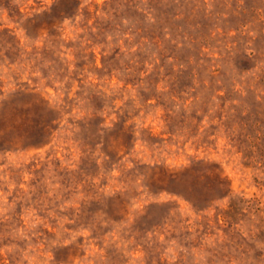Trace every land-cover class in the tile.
Returning a JSON list of instances; mask_svg holds the SVG:
<instances>
[{"label": "rangeland", "instance_id": "374dc122", "mask_svg": "<svg viewBox=\"0 0 264 264\" xmlns=\"http://www.w3.org/2000/svg\"><path fill=\"white\" fill-rule=\"evenodd\" d=\"M10 132L0 264H264V0H0Z\"/></svg>", "mask_w": 264, "mask_h": 264}, {"label": "trees", "instance_id": "16d2710c", "mask_svg": "<svg viewBox=\"0 0 264 264\" xmlns=\"http://www.w3.org/2000/svg\"><path fill=\"white\" fill-rule=\"evenodd\" d=\"M34 109L36 112L39 111V113H42L40 114L41 119L39 122L34 123L33 121L31 125L29 124L31 133H26V135L23 136V139L25 141H29V145H36L34 144V141L35 143H38L37 145H43L49 140L54 130L53 123L57 120L58 116L47 119L43 118L48 117V115L49 117L50 115L52 116V114L56 113V111L42 100H38L36 103H34ZM27 111H29V109H26V117L24 122L28 121ZM11 133L12 132L9 134L6 133L4 135H0L1 150H6V146L11 143ZM162 170L163 171L160 174V178L162 181L164 180L168 184L167 191L183 198L194 207H198L207 201L212 202L213 200L223 198L229 193L226 181L220 176V174L214 175L213 182L210 186L204 190L193 192V190H191V186L188 184V177L192 171L191 167L184 168L180 171H171L168 169Z\"/></svg>", "mask_w": 264, "mask_h": 264}]
</instances>
